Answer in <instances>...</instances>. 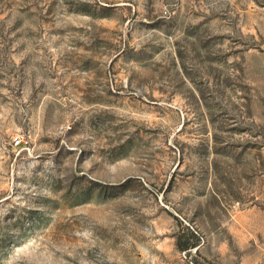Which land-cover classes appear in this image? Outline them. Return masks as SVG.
<instances>
[{
  "label": "rangeland",
  "instance_id": "374dc122",
  "mask_svg": "<svg viewBox=\"0 0 264 264\" xmlns=\"http://www.w3.org/2000/svg\"><path fill=\"white\" fill-rule=\"evenodd\" d=\"M0 264H264V0H0Z\"/></svg>",
  "mask_w": 264,
  "mask_h": 264
},
{
  "label": "trees",
  "instance_id": "16d2710c",
  "mask_svg": "<svg viewBox=\"0 0 264 264\" xmlns=\"http://www.w3.org/2000/svg\"><path fill=\"white\" fill-rule=\"evenodd\" d=\"M185 233L187 237L185 239V243L180 239L178 241V247L180 250H190L192 248H196L201 244L200 236L195 233L190 227H184Z\"/></svg>",
  "mask_w": 264,
  "mask_h": 264
},
{
  "label": "built area",
  "instance_id": "2783aa9c",
  "mask_svg": "<svg viewBox=\"0 0 264 264\" xmlns=\"http://www.w3.org/2000/svg\"><path fill=\"white\" fill-rule=\"evenodd\" d=\"M14 142H15L16 145H20L21 142H23V138L17 136V137L14 138Z\"/></svg>",
  "mask_w": 264,
  "mask_h": 264
}]
</instances>
